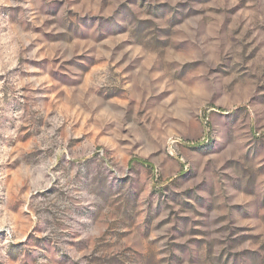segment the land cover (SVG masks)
<instances>
[{"label": "rangeland", "instance_id": "obj_1", "mask_svg": "<svg viewBox=\"0 0 264 264\" xmlns=\"http://www.w3.org/2000/svg\"><path fill=\"white\" fill-rule=\"evenodd\" d=\"M84 2L0 0V62L16 60L7 75L21 80L46 76L43 84L48 85L19 89L31 95L9 98L6 93L0 108V177H4L0 185L6 182L0 191L11 190L19 197L7 210L16 216L18 236L7 242L0 264L41 260L80 264L76 256L89 264H264V121L250 111L264 110V84L257 86L247 105L227 112L213 109L206 117L210 121L217 116L231 124L227 143L211 134L202 140L170 138L172 150L161 160L144 138L142 125L116 128L119 105L136 103L126 98L133 79L127 73L161 50L183 57L186 49L179 26L206 12L220 15L223 10L209 7L212 0H176L174 5L171 0H87L92 7L81 9V14L76 9ZM109 9L111 15H100ZM70 44L74 47L66 46ZM196 63L188 61L175 76L195 74L188 70ZM70 69L75 71L69 74ZM111 71L123 72V80L113 84L110 76L105 77ZM98 77L105 79L93 87ZM85 86V99L107 88L108 98L118 102L107 112L103 106L95 112L103 129L71 92ZM45 129L54 132L51 139L65 138L69 154H79L85 165L93 163L100 151L118 162L100 173L96 194L102 206L87 202L91 193L82 195L65 209L80 231L55 237L48 234L51 220L29 218L34 201L47 203L63 195L57 187L59 178L44 186L46 169L59 146L58 141L42 147L47 143L41 139ZM114 134L126 138L115 139ZM229 144L235 145L231 152ZM65 159L62 155L51 165V172H62ZM108 176L111 182L105 183ZM33 187L36 190L30 191ZM25 204L28 210L21 211ZM58 208L53 204L41 211L53 216ZM83 231L98 235L79 239ZM7 235L0 229V244Z\"/></svg>", "mask_w": 264, "mask_h": 264}, {"label": "clouds", "instance_id": "obj_2", "mask_svg": "<svg viewBox=\"0 0 264 264\" xmlns=\"http://www.w3.org/2000/svg\"><path fill=\"white\" fill-rule=\"evenodd\" d=\"M171 2L174 5L176 0H171ZM91 7L85 0L76 10L87 11ZM209 7L223 11L220 15H216L215 12H206L204 16L194 17L179 26L183 29L180 39L185 42L186 49L183 57L174 55L168 50H161L153 53L151 59L145 61L134 72L127 73L133 79L126 98L136 103L119 105L115 113L119 118L116 125L117 131L125 127L131 130L142 125L144 138L151 144L152 151L160 153L158 159L161 160L166 159L167 153L172 150L168 144L170 138L202 140L211 134L218 141L227 143L232 133L231 124L217 116H212L210 121L206 117L213 109L227 112L233 111L237 106L247 105L251 96L256 93L257 86L264 84V0H243V2L242 0H212ZM81 14H84L83 11ZM100 15H111V10L101 12ZM56 31H65V29L57 28ZM24 46L26 44L19 45V47ZM66 46L74 47L71 44ZM254 49H258L255 54ZM119 59L120 57H117V60ZM172 61H178V63L173 64ZM188 61L197 62L188 70L189 73L194 72L195 74L176 77L175 73ZM153 63L157 65L155 69ZM15 65L14 57L0 62V75L5 76V80L0 81V108L4 107L6 93L9 98L31 95L30 92L21 93L19 89L24 85H28L29 88L39 87L47 79L46 76L39 80H21L19 77L12 79L7 73ZM74 71L75 69H70L69 74ZM124 75L123 72L117 75V71L105 73V77L112 78L113 84L123 80ZM105 77H98L93 87L101 84ZM43 86L48 85L43 84ZM87 91V86L71 89L80 104L86 106L87 113L93 116L97 127L103 129L104 123H101L99 117L94 115L95 112L101 106H103V111L107 112L108 106L118 102L108 98L107 88L100 95L92 92L89 98L85 99ZM250 111L254 112L255 118L264 121V110L256 112L250 109ZM40 113H44L43 108L40 109ZM56 126L58 127L59 124ZM53 136V131L45 129L41 137V139H47V143L42 145L44 148L51 147L59 141V146L55 149V157L46 169L48 178L44 180V186H51L59 178L60 183L57 187L61 189L63 195L58 194L57 199L49 200L47 203L41 200L34 201L30 210L32 215L29 218L33 222L37 219L51 220L52 227L49 228L48 234L55 237L63 232L80 231L75 223H70L67 217L71 216V212L65 209L74 205L82 195L91 193L87 195V202L102 206L103 201L96 194L97 183L101 178L100 173L104 169L118 165V162L111 156L106 157L104 151H100V156L93 163L85 165L81 162L82 157L79 154H69L65 138L51 139ZM114 138L125 139L126 137L114 134ZM234 147L235 145L229 144L228 151L231 152ZM176 151H180V145H176ZM62 155L66 157L62 172H51V165H54ZM239 155L240 153L237 152L236 156L239 157ZM72 161L75 163L73 164ZM104 174L107 175L106 172ZM114 174L123 175L124 173L115 171ZM111 179L112 177L108 176L105 183H110ZM0 187L6 188V182ZM35 190V187L30 189V191ZM0 198L3 199V203L0 204V229H5L8 233L7 240L0 244V255H3L7 242H14L18 236L16 216L7 210L19 197L14 196L11 190H5L0 191ZM53 204L59 205L58 209L53 210V216H48L41 211L42 208ZM24 210H28L27 204L21 209V211ZM95 235L98 233L83 231L78 238L85 239ZM63 239H68V237L65 236ZM74 259L80 260V264H89L88 260L81 259L80 256ZM38 264H46V262L41 260Z\"/></svg>", "mask_w": 264, "mask_h": 264}]
</instances>
